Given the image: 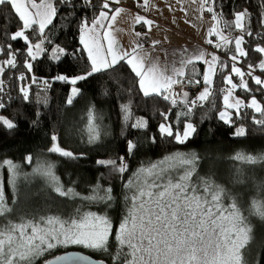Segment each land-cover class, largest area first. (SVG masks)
Segmentation results:
<instances>
[{"label":"snow or ice","instance_id":"6c2138e0","mask_svg":"<svg viewBox=\"0 0 264 264\" xmlns=\"http://www.w3.org/2000/svg\"><path fill=\"white\" fill-rule=\"evenodd\" d=\"M120 2L0 0V141L15 140L24 126L39 130L43 125L48 129V154L78 162L87 160L93 151L99 153L104 138L112 132L101 123L95 104L86 107V135L81 130L77 140L82 148L67 145L65 134L53 127L45 109L51 110L49 96L56 84L66 86L61 107L67 108L82 95V82L107 74L116 85L115 95L107 88L103 95L115 100L120 115L118 135L123 142V155L105 154L92 161L99 174L87 194L77 191L75 180L67 185L62 181L55 161L26 154L23 163L31 171L21 173L20 164L0 158V170L7 168L10 174L12 192L9 203L0 171V264H108L105 259L68 250L71 248L106 255L111 264H251L247 247L254 236L252 226L235 202L222 204V188L208 181L202 186L192 182L194 152H175L147 165L141 163L123 183L126 212L115 229L108 209L116 197L112 185L104 181L114 177L124 181L129 158L135 157L141 146L139 139L129 138L131 130L143 133L152 144L163 140L184 145L198 134L193 117L205 105V115L214 113L232 129L233 138L246 137V119L264 130V0H256L257 13L248 7L249 0L243 4L236 0H176L186 23L198 21L196 27H203L202 16L210 15L213 23L206 35L218 37L214 47L223 56L197 46L180 51L178 56L171 53L172 59L163 64L145 51L147 32L134 31L137 39L130 49L121 45L113 31L117 17L126 11ZM165 5L169 12L177 11L171 0H165ZM136 7L163 15L155 0H141ZM62 8L66 10L63 13ZM12 17L17 21L14 31ZM57 18L66 23L55 25ZM72 24L78 46L56 43L53 35L65 28L72 34ZM154 24L147 15L137 13L132 18L133 29L142 25L151 31ZM16 42H22L23 47H15ZM159 43L151 41L153 47ZM207 44L213 41L209 39ZM73 60L83 61L80 71L72 70ZM45 62L47 71L40 75V65ZM198 62L205 65L203 72ZM64 63L69 67L56 71V66ZM125 66L129 71L122 76ZM198 87L202 90L190 96V90ZM218 96L222 98L219 107ZM146 98L166 102V107L161 110L153 104L151 116L137 115L136 101L142 104ZM247 110H252L250 117ZM157 116L153 130L152 119ZM203 122L201 118L199 123ZM233 160L251 162L253 157L237 153ZM21 175L29 183L34 176L42 177L50 198L68 200L71 211L65 214L61 206L46 204L19 212ZM93 206H103V211H93ZM256 207L264 216V208Z\"/></svg>","mask_w":264,"mask_h":264},{"label":"trees","instance_id":"16d2710c","mask_svg":"<svg viewBox=\"0 0 264 264\" xmlns=\"http://www.w3.org/2000/svg\"><path fill=\"white\" fill-rule=\"evenodd\" d=\"M236 3L243 4L244 0H236ZM248 7L253 13H257L256 0H249ZM65 11V9H61L62 13ZM84 11L85 14L90 15V13H87V10ZM225 11L229 12L228 7L225 8ZM80 14L81 12L78 10L77 16ZM229 18H231L230 13ZM69 19L72 18L69 17ZM0 23H2V20H0ZM16 23V18L12 17L13 26L11 31L15 30ZM65 23L64 20L59 18L54 20V24L57 26ZM252 26L254 30L258 28L256 17L252 21ZM70 27L72 34L65 28L62 32H56L53 35V40L61 45L71 43L78 46V40L74 36L76 31L75 24H72ZM235 34L233 33V35ZM214 46L215 43L210 45L214 51H217L218 55L223 56ZM15 47H23L22 42H16ZM43 59L41 57L42 61ZM71 64L75 66L72 69L74 72L80 71L83 67V61L77 62L73 60ZM68 67V63L60 64L56 66V71ZM197 67L203 72L204 65L202 63L198 62ZM46 71L47 64L45 62L40 65L39 74L43 75ZM128 71L129 69L125 66L121 70V75L126 76ZM82 84V95L74 103V106L67 108L61 107L63 97L66 93V86L56 84L54 86V92L49 96L51 110L45 109V113L49 117L53 127H59L62 133L65 134L64 138L68 146L82 148L84 146L78 145L77 140L79 139L81 130L86 135V107L90 103L95 104L98 112L102 116L101 123L112 132L111 136L104 138V147L99 153L93 151L87 160H80L78 162L68 161L55 154H48L46 152V147L48 146V129L42 125L39 130H33L28 126H24L21 134L15 140L0 141V158L13 159L14 162L21 165V173L31 171V167L25 166L23 163V157L26 154L31 153L34 157L55 161L57 163L56 172L62 181L67 185L69 181L75 180L77 191H80L82 194H87L89 185L95 183L99 174L96 165L92 161L105 154L123 155V142L118 135L120 132V115L115 100L112 97L103 95V91L106 88L115 95L116 85L114 82L110 79L109 75L105 74L94 76L88 81L82 82ZM136 103L139 104L136 109V114L146 117L151 116L153 104H156L161 110L166 107V102L151 98H146L142 104L139 101H136ZM217 105L218 107L222 105V98L219 96L217 97ZM207 107L208 105H205L204 109L196 110L193 119L198 123V134L184 145L163 140L152 144L145 140L143 133L131 130L129 138L139 139L141 146L136 152L135 157L129 158V171L125 174L124 181H121L118 177L104 181L106 185L109 183L112 185L113 193L116 197L113 207L108 209L109 215L113 219L114 229L126 212L123 201L125 191L123 189V183L141 163L147 165L150 162H156L163 159L166 155L175 152H183L185 154L194 152L197 159L192 182L202 186L205 181H208L211 185L222 188L224 191L221 195V201L224 206H229L233 202L236 203L241 215L246 218V222L252 226L254 231L253 239L249 241L247 247V258L251 264H255L256 261L259 264H264V218L256 210V206L264 208V130H260L259 126L252 125L250 119H246L244 123L249 128L246 137L233 138L232 129L216 119L214 113H207L205 115ZM29 111H31V108H29ZM247 111L250 117L253 114L252 110ZM201 118L204 120L203 123H199ZM158 120V116L152 119L153 130L155 122ZM237 153L252 156L253 161H234L233 157ZM0 171H2L6 197L9 203H11L12 192L8 184L10 174L7 168ZM99 171H103V169ZM21 176L18 179L19 212L40 209L46 204L61 206L60 210L65 214L71 211L72 204L68 200L61 198H55L53 200L50 198V190L47 189L42 177L34 176L29 183L24 181L23 176ZM91 210L103 211V206H93ZM111 243L113 246L112 250L114 251L115 241L112 240ZM72 249L84 251L99 259H105L108 261V264H111V260L106 255L81 248H71L68 250ZM61 251L63 250H57V253Z\"/></svg>","mask_w":264,"mask_h":264},{"label":"crops","instance_id":"0c3cea01","mask_svg":"<svg viewBox=\"0 0 264 264\" xmlns=\"http://www.w3.org/2000/svg\"><path fill=\"white\" fill-rule=\"evenodd\" d=\"M172 1L174 2L176 0ZM139 2H141V0H121L119 6L125 8L126 11L121 13V15L117 17V20L113 24V31L115 32L121 45L126 49H130L132 42L137 39L134 35V31H141L148 33L146 38L148 42H146L144 45L145 51H147L150 58L158 57L161 64H163L166 60L172 59L171 53L176 52L178 56L180 51L184 49L192 50L198 46L208 52L214 51L210 45L207 44V40H209L212 36H208L209 39H201L203 33L206 34V31L202 32L203 28L201 29V27H196V24L200 22L197 21L195 23L194 28L197 29V31L195 30V33L188 32L179 28L175 23L169 22L165 18L159 17L158 14L144 13L142 9L136 7L137 3ZM155 2L162 9H164V5L162 4L161 0H155ZM176 7L177 11L175 13L169 12L166 7L168 16L171 18L175 17V20L184 24V21H182L183 12L179 10V5H176ZM137 13L147 15L148 18L155 20V24L152 26L151 31H148V29L142 25H136L135 29H133L132 18ZM205 14L202 16L203 23L206 20ZM185 25L188 26L189 24L185 23ZM155 40L160 41V43L153 47L151 41ZM201 88L200 90H202Z\"/></svg>","mask_w":264,"mask_h":264},{"label":"rangeland","instance_id":"374dc122","mask_svg":"<svg viewBox=\"0 0 264 264\" xmlns=\"http://www.w3.org/2000/svg\"><path fill=\"white\" fill-rule=\"evenodd\" d=\"M162 1V4L164 5V9H163V15H160L159 13H155V14H158V16L159 17H162V18H165L166 20H168L169 22H173V18H171L170 16H168V13H167V11H166V5H165V0H161ZM171 3L174 5V4H176V1H172L171 0ZM186 6V5H185ZM184 12H183V14H182V21H184V24H182V23H180V21H177V20H175L176 22H175V24L179 27V28H181V29H183V30H186V31H188V32H193V33H195V30L197 31V29L196 28H194V26H195V23L197 22V21H193V23H188L189 25L188 26H186L185 25V20H184ZM205 16H206V20H205V22L203 23V27H201V29H202V32L204 31H206V29H207V27H209V26H211V24L213 23L211 20H210V15L209 14H205ZM189 19H192L191 17L189 18ZM193 30V31H192ZM204 38H206V39H209V37L206 35V34H204L203 33V35H202V37H201V39L203 40ZM212 41H213V43H216V42H218V37H216V36H212L211 38H210ZM202 89V88H201ZM22 177V176H21ZM20 177H18V179H19Z\"/></svg>","mask_w":264,"mask_h":264},{"label":"water","instance_id":"95a60500","mask_svg":"<svg viewBox=\"0 0 264 264\" xmlns=\"http://www.w3.org/2000/svg\"><path fill=\"white\" fill-rule=\"evenodd\" d=\"M70 251H79V252H81V253H83V254H85V255H89V256H91V257L94 258V259H99V258L93 257L92 255H90V254H88V253H86V252H84V251H81V250L72 249V250H70Z\"/></svg>","mask_w":264,"mask_h":264},{"label":"built area","instance_id":"2783aa9c","mask_svg":"<svg viewBox=\"0 0 264 264\" xmlns=\"http://www.w3.org/2000/svg\"><path fill=\"white\" fill-rule=\"evenodd\" d=\"M201 87H198V89H195V90H190V95L191 96H194L198 90H200Z\"/></svg>","mask_w":264,"mask_h":264},{"label":"clouds","instance_id":"9594fccd","mask_svg":"<svg viewBox=\"0 0 264 264\" xmlns=\"http://www.w3.org/2000/svg\"><path fill=\"white\" fill-rule=\"evenodd\" d=\"M257 210V212H258V209H256ZM262 218H264V216H262V215H260Z\"/></svg>","mask_w":264,"mask_h":264}]
</instances>
